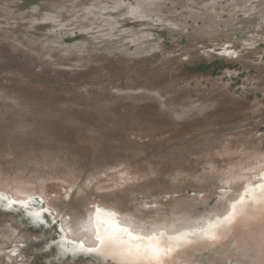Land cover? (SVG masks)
I'll list each match as a JSON object with an SVG mask.
<instances>
[{"label":"rangeland","instance_id":"obj_1","mask_svg":"<svg viewBox=\"0 0 264 264\" xmlns=\"http://www.w3.org/2000/svg\"><path fill=\"white\" fill-rule=\"evenodd\" d=\"M0 264H264V0H0Z\"/></svg>","mask_w":264,"mask_h":264},{"label":"bare ground","instance_id":"obj_2","mask_svg":"<svg viewBox=\"0 0 264 264\" xmlns=\"http://www.w3.org/2000/svg\"><path fill=\"white\" fill-rule=\"evenodd\" d=\"M39 216V214H37ZM101 221L99 222V228L97 225L93 224H88L86 223L82 228H81V233L85 237V239L89 242H94L95 240V235L97 234L96 232L99 231L101 234V238L99 242L102 244V249L104 253V257H119L120 255H125L126 258H133L136 260V256L132 254H123L124 250V243L122 239L116 238L117 234V229L119 228L118 226L115 225L114 222L109 221V218L107 217H102L100 218ZM117 224V223H116ZM62 241L64 244L67 242L69 243L68 246H64L65 248H70L71 250L77 249L78 251H81L82 249H86L85 243L81 241L79 244H76V240L74 238H71L68 235L67 230L63 229V234H62ZM127 242V240H125ZM128 243V242H127ZM64 249V248H63ZM67 250V249H65ZM87 250V249H86Z\"/></svg>","mask_w":264,"mask_h":264}]
</instances>
